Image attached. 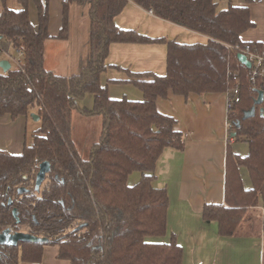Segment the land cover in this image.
I'll list each match as a JSON object with an SVG mask.
<instances>
[{"label":"trees","instance_id":"16d2710c","mask_svg":"<svg viewBox=\"0 0 264 264\" xmlns=\"http://www.w3.org/2000/svg\"><path fill=\"white\" fill-rule=\"evenodd\" d=\"M29 1L19 0L21 9L5 7L0 14V40L22 52L20 66L0 72V117L15 120L32 113L39 117L33 141L22 154L0 150V232L11 228L48 241L0 246V264H39L46 246H58L57 258L68 264H183L176 235L163 240L170 199L166 188L155 185L163 151L185 149L186 136L175 128L177 119L156 105L170 91L188 97L231 95L238 88L240 100L228 114L230 138L247 142L249 151L241 155L228 144L224 202L205 203L202 217L218 223L220 236L230 237L261 207L264 232V74L253 82L251 68L238 60L236 50L248 44L264 48L262 42L242 40L243 33L256 27L248 6L218 10L214 0H64L57 38H68L69 9L75 1L90 3L91 24L89 61L80 72L63 76L44 66L45 41L50 38L48 3L33 0L39 19L35 27ZM130 1L209 37L208 42L182 43L120 28L115 18ZM113 43L167 46L165 74L126 70L128 79L112 80L132 83L143 94L140 100L111 97L101 82ZM260 91L263 101L255 104ZM87 94L93 95V106L82 108L78 102ZM252 107L255 115L243 119ZM74 111L103 118L100 139L87 158L73 141ZM44 161L50 162L51 171L36 190V175ZM243 167L250 187L244 185ZM136 172L140 179L129 184ZM21 187L28 191L19 193Z\"/></svg>","mask_w":264,"mask_h":264},{"label":"crops","instance_id":"0c3cea01","mask_svg":"<svg viewBox=\"0 0 264 264\" xmlns=\"http://www.w3.org/2000/svg\"><path fill=\"white\" fill-rule=\"evenodd\" d=\"M43 2L48 3L50 13L48 27L50 38L45 41L44 66L58 75L76 74L90 58L88 23L90 3L75 1L70 5L69 35L67 39H59L57 35L62 27L64 0ZM214 2L218 10H225L230 5L248 6L256 27L243 33L242 40L264 44V0H214ZM5 7L19 10L22 5L19 0H0V14ZM29 16L33 25L37 27L38 11L33 0L29 1ZM257 20L262 22L258 24ZM115 22L120 28L136 30L152 38H167L182 43H207L209 40L205 35L157 17L133 1L127 4L115 18ZM1 45L12 55L16 51L9 41H1ZM166 58L165 44L113 43L107 58L108 68L102 74L101 82L107 86L111 97L121 98L126 95L132 99H142V92L132 83H116L112 80L128 79L126 70L163 75L167 69ZM8 59L5 53L0 54V62ZM0 72H3L1 67ZM227 99L226 93L205 95L192 93L184 97L170 91L167 98H158L156 101L158 110L177 119L175 128L186 136L183 151L172 148L163 151L157 163L155 182L157 187L167 189L170 199L167 215L170 233L168 232L163 240L167 242L172 234L176 235L178 243L183 248V264H264L261 207L254 213L253 220L241 225L235 235L230 237L220 236L218 223L206 222L202 217L205 203L224 202L228 144L232 150L236 149L232 147L236 142L230 138L228 128ZM82 102L85 105L81 106L79 101L80 107L91 108L94 103L93 95L87 94ZM75 112L78 111H74L73 116ZM30 115L19 116L15 120L10 115L0 117V150L13 154L23 153L25 145L28 144L29 131L32 129L33 132L39 126V122L35 120L37 128L31 127ZM82 116L86 119L102 118ZM58 251L57 246V251L51 254L56 259L49 258L50 263L68 264L67 261L57 258ZM44 259L43 255V261L39 264H44Z\"/></svg>","mask_w":264,"mask_h":264},{"label":"rangeland","instance_id":"374dc122","mask_svg":"<svg viewBox=\"0 0 264 264\" xmlns=\"http://www.w3.org/2000/svg\"><path fill=\"white\" fill-rule=\"evenodd\" d=\"M257 22L259 24L260 22H262V20H257ZM88 23L90 25L91 20L88 21ZM258 30H260L259 27H258ZM16 56H17L16 51L13 55L9 53L8 58L10 60L8 59L7 61L12 63L13 58H15ZM2 57H4V55H2ZM12 65L14 64L12 63ZM137 100H140V99H137ZM81 102L82 100H80L81 106L85 105L84 101H83L84 103L83 102L81 103ZM32 114H35V113H32ZM30 118H31V127H33V129L37 128L38 124L37 122H35L34 118H32V115H30ZM94 118L95 119H86L85 117L80 115V113L78 112H75L73 116V122H74V133L72 135L73 141L76 145L77 150L83 155L84 158L88 157L92 146L99 141L101 133L103 131V118H100V117H94ZM83 120H86V121H83ZM29 130H30V127H29ZM27 139H28L27 140L28 145L31 144V142L33 141L32 129L29 131ZM235 142L236 143L232 145V147L236 148L235 150H233L234 152L241 154V155H245L248 153L249 145L247 142L242 141V140L235 141ZM140 175L141 173L139 172L133 173L129 177L128 183L129 184L136 183L140 179ZM242 176H243L244 185L246 187H250L251 185L250 177L248 175L246 168L244 167H243ZM247 222H248V219H246L242 225L246 224ZM168 232H167V235H168ZM56 251H57V246H47L45 248L44 264H51L50 259L52 260L56 259V257L54 258V256L53 257L51 256V254L55 253Z\"/></svg>","mask_w":264,"mask_h":264},{"label":"water","instance_id":"95a60500","mask_svg":"<svg viewBox=\"0 0 264 264\" xmlns=\"http://www.w3.org/2000/svg\"><path fill=\"white\" fill-rule=\"evenodd\" d=\"M238 60L244 64L246 67L251 68V62L248 60L247 56L244 54H238ZM0 67L3 69L4 72L8 71L11 68V63L7 60H2L0 62ZM263 101V91L259 92V96L255 101V104H261ZM255 115V107H252L250 110L245 111L243 119L250 118ZM34 120L39 121V117L35 114H32ZM240 123H237V127ZM236 133L233 132L231 136H235ZM51 171V164L49 161H44L40 164L39 171L36 175L35 179V189L39 190L43 181L46 178V175ZM28 190L24 187L19 188L18 192L23 193L27 192ZM14 215L17 217L16 210H14ZM48 239L44 237H38L32 235L30 233L24 232H13L11 228H6L2 232H0V246H18L21 242H34V243H44L47 242Z\"/></svg>","mask_w":264,"mask_h":264},{"label":"built area","instance_id":"2783aa9c","mask_svg":"<svg viewBox=\"0 0 264 264\" xmlns=\"http://www.w3.org/2000/svg\"><path fill=\"white\" fill-rule=\"evenodd\" d=\"M151 13H153L152 10H150ZM17 56L13 58V64L15 66H20L21 62V55L22 52L18 49H16ZM236 50L239 51V53L244 54L247 56L248 60L251 62V79L253 82L256 81V78L259 75L264 74V48L261 50L257 48V46H251L250 44L246 45L244 48H240L239 46L236 47ZM5 53L6 55L9 54L7 50H4L2 45H1V40H0V54ZM227 94V93H226ZM228 99H227V110L228 114L229 111L233 108L235 102H238L239 99V90L238 88L233 89V91L230 94H227ZM232 123L229 121L228 123V128L231 129Z\"/></svg>","mask_w":264,"mask_h":264}]
</instances>
